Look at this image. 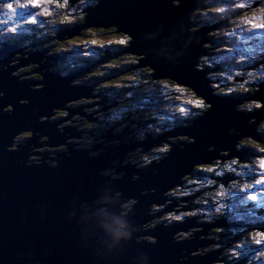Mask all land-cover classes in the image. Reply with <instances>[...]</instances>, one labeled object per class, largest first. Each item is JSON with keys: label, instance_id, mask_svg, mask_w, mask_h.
Returning a JSON list of instances; mask_svg holds the SVG:
<instances>
[{"label": "water", "instance_id": "water-1", "mask_svg": "<svg viewBox=\"0 0 264 264\" xmlns=\"http://www.w3.org/2000/svg\"><path fill=\"white\" fill-rule=\"evenodd\" d=\"M71 1L72 5L79 0ZM95 1L82 11L83 23L62 33L61 41L90 28L114 29V34L127 37L128 44L110 58L137 56V66L131 70L149 68L152 81H171L189 89L207 108L191 123L155 141L147 136L145 141L134 142L127 136L131 133L127 128L122 134L105 136L114 140L106 148L100 144L91 150L73 149L65 142L79 139L80 133L74 127L58 126L81 113L78 109L69 115L65 106L89 97L91 87L74 86L72 82L79 74L90 72L91 66L61 76L46 64V52L25 55L20 54L25 48L19 51V44H2L0 264L219 263L209 258L210 253L192 255L203 247L204 241L196 239L201 232L189 240H175L184 229L202 228L194 227L198 224L192 220L144 232L150 221L166 213L150 216L148 208L163 205L167 199L164 194L183 186L195 168L231 158L243 160L247 149L238 147L243 139L262 141L258 126L264 121V82H259L254 96L247 99L262 103L253 113L238 109L243 99L215 93L210 72L198 67L201 58L208 55L205 44L211 42L209 32L218 25L196 28L193 16L198 0ZM112 131L108 130L110 134ZM29 134L19 150L11 149L14 139ZM176 137L186 140L180 144L165 141ZM161 143L168 144L170 150L162 161L146 168L106 165L115 160L121 164L134 149L143 148L142 154ZM95 149L99 152L93 155ZM112 168L119 179L102 174ZM105 197L108 203H96ZM132 201L137 203L130 211L122 209ZM171 202L169 210L177 203ZM143 237L151 240L146 242Z\"/></svg>", "mask_w": 264, "mask_h": 264}, {"label": "rangeland", "instance_id": "rangeland-1", "mask_svg": "<svg viewBox=\"0 0 264 264\" xmlns=\"http://www.w3.org/2000/svg\"><path fill=\"white\" fill-rule=\"evenodd\" d=\"M7 1L14 3V5L18 9L21 3L27 2V0H7ZM198 1H199V4L201 5L200 12L195 13V15L193 16L194 18L193 20L196 24V28H202L205 25V23L206 24L209 23V26L218 25V27L212 29L209 32L208 37L211 39V42L209 44L208 43L205 44L208 55L203 56L201 58L198 68L201 70H204L205 68L208 69V71L210 72L208 73V77L213 81L211 86L215 89L216 94H224L229 97H236V94L230 91V90H234L236 92L241 91L243 93H247L244 95L253 97L254 91L257 90V87L253 86L254 83L257 82L258 80H261L260 79L261 77H264V29L253 30L249 22L251 21L252 23H256V24H264V0H198ZM71 2L72 1L70 0L69 6L67 9H62L60 7V4L63 3V0H53L52 4H45L44 7L49 8L50 14L46 17L44 16L40 17V20L43 21L42 23L38 22L37 24L32 25V24L27 23L28 21L26 19L27 17H25L23 20H21L18 15L14 17L13 14L4 7L5 3H3V0L0 1V41H2V39H5V38L8 39L12 36H14L15 38H13L14 40H11V41H15L17 36L18 37L21 36L20 38H23L22 36L24 37L27 36L31 38L33 37V40H26V45L24 46L18 45L19 51L25 48L24 50L20 52V54L31 55L32 52L33 53H36L38 51L42 53L47 52L49 48L48 44L51 40L50 38L55 36V33L58 30H61V34H62L72 28L80 26V24L83 23L82 20L84 16V14H82V11L86 9L87 7H91L94 4H96L95 0H79L73 3L72 5H71ZM240 3H244L245 8L240 9L237 7H230L231 5H238ZM202 6L205 7V9L203 10L204 13L207 12L209 13V15L206 16V15L201 14ZM220 7H224L226 11L224 13H219L218 8ZM249 7L251 9H247ZM40 11L42 12L43 9H41ZM63 11H66L67 17H69L70 20H66L65 17H63V14H64ZM210 17L214 18V20L211 21ZM218 19H223V20L217 21ZM238 25L240 26V28H243V31L239 30V28L237 27ZM13 27L16 28L15 32L12 31ZM90 30L91 28L88 29L87 31H82L79 35L74 36L70 39H67L65 41L62 40V45L59 48H54L53 51L49 50L47 54L45 53L46 55L44 57H49L50 53H52L54 56L64 53L65 60H69V61H66L67 63H71V64L75 63V65L77 66L79 64H84L85 61H89L91 63L96 64V69L100 70V67H101L103 72L110 73V71L112 70L111 60L108 58V59H105V61L99 62L96 60L98 59L97 53H99L100 51L103 52L105 50L110 51L111 55L118 53L119 50L124 47L123 45H121V41H123L124 38L127 39V37L123 35H117L114 33L112 35L108 34L106 35V37L104 36L101 37V36H97V33H90ZM228 33H235V35L229 36ZM93 41H95V45H93L92 43ZM220 41H224V42L220 43ZM13 44H19V43H13ZM125 45L127 46V43ZM0 46H2V43H0ZM117 58L121 59V63L119 66V69L121 70H117L115 72L117 76L114 77L115 81H113L114 82L113 89H119L120 83H126L127 85L132 83L129 78V76L131 75H128V74L129 72L133 71L131 70V68L135 66V65L132 66V59H134L133 63L136 62V66H137V60H138L137 56H134V55H124V56H120ZM59 62L63 67H65L64 62H61V61ZM46 64L49 65V61L46 62ZM220 64L222 65L221 68L219 66ZM58 69H59L58 67L55 68V71L58 72ZM143 69L150 70L149 68H140V69L137 68V70H134V71L140 72V70H143ZM215 69L217 70L213 71ZM50 70L54 71L53 68ZM42 71L44 72L46 71V69ZM87 74H90L89 77H87V80L89 78L93 80V77L97 76L96 74L88 73V72L87 73L85 72L82 75L85 76ZM151 75H152V72H151ZM151 75L142 74L143 79H148V78L152 79ZM61 76H64V75H61ZM211 77H213L214 79H212ZM110 78L106 80H102V78H98V79H101L99 80L101 82H97L94 85L93 84L88 85L87 83H84V80H81L82 83H76L75 82L76 79H75L72 82V84L74 86H79V87H91V93H92L96 89H99V88L101 90L107 89L109 87L108 83L110 81ZM116 79L117 80L119 79V80L117 81ZM246 79L248 80V82L244 81L245 84H243L242 80H246ZM153 82L155 83L154 85L142 84L144 86H142L141 87L142 89L139 91L135 88H132V91L138 92L137 95L134 98H131L130 102L128 98L122 99L121 104H115V106L110 107L109 109L104 111L108 115L102 116L103 110H98L95 113L91 114V116L95 119L99 118L100 121L107 116L110 117L111 119L115 121V123H118L117 125L119 128H123V130L128 128L127 132H131V133L127 134V136L130 138L133 137L134 140L132 138L131 139L132 141L140 142V141H145L146 139H143V140L136 139L132 133L133 130H131L130 126L128 125L129 122L126 121V122L121 123L117 121L118 118L122 120L124 117H126V115L129 114V113H121L120 112L121 108L132 107L133 105L138 104L139 101L141 100H147L149 101V103L153 101L154 103H157L159 106L155 104V106L153 107L154 110L151 109L150 105L147 104L146 106H144V108L139 109L137 111V119L139 118L141 123L145 124L140 129V132H145L150 128L151 131H153V133L155 131V126L162 125L163 121L167 120L168 118L167 116H170V114H172L175 110L179 111V117L182 118L183 122L185 119H190L196 115L200 116L203 113V111L206 110L207 108L205 106L206 104L202 103L200 99L198 100V98L191 92V90L189 89L185 90L184 87L179 86L176 83H173L171 81H163L162 85L159 84L162 81H153ZM239 85L240 87L244 86L245 88H241L239 90L240 87H237ZM98 92L102 93L103 91H98ZM250 93L252 94L250 95ZM71 103L72 102L68 103L66 106L71 107L70 105ZM247 104H248L246 106L247 110L249 109L260 110L262 108V103H260V101H248ZM249 104H259L261 105V107L253 108ZM80 105H82V103H80ZM119 105L121 106L120 108H119ZM145 108L147 110H145ZM78 109L79 108H77V110ZM181 109H183V111H181ZM238 109L241 111H244L243 110L244 108L243 109L238 108ZM244 112H247V111H244ZM143 114H145L146 118L147 116H151L150 118H153L154 121L149 122L150 120L145 119L143 117ZM162 116H163V119H161ZM41 121H44V120H41ZM67 121H65L66 123L63 122L62 125H59L58 128L62 129L64 125H67V126H70L71 128L74 127L76 133H80L78 134L79 139L66 140L65 143L73 145L72 148L77 149V150H81V149L91 150L92 147L102 144L101 140H103L104 138H101V137L105 136V133L102 134L101 131H97L95 133L88 134L87 136L84 134L85 127L83 128L82 125L79 123L77 125H74ZM189 121L190 120H187V122ZM263 122L264 121H261L260 124H262ZM149 123L151 124V127L147 126ZM85 126L87 128L88 123ZM118 127H116L115 129H118ZM107 129L112 130L109 127ZM162 129L158 131V133H156L157 135H153L154 138L153 139L151 138L152 141L157 140L164 134L171 133L176 128H171L170 130H166V129L162 130ZM122 131H119L116 134H120V133L122 134ZM144 135L145 134L137 133V136L139 137H142ZM260 135L263 139V136L261 133ZM29 138L30 136L26 135V136L17 138L15 140L18 141L19 144L21 143V145H24L25 144L24 140L29 139ZM96 138H99L100 140H97V141L94 140ZM86 139L92 142L90 147L84 146ZM184 140L186 139L184 138L182 139V137L165 139L166 142L172 141L175 144H180ZM246 140H249V139L245 138L241 142L246 141ZM165 144L166 143H161L159 144V147L150 148L148 152H145L147 154H144V156L143 154H140L143 148H136L139 154L134 155V157L137 158L140 161V163H138V161L132 157L131 154L134 151H131L130 153L125 155V157L122 159L123 162L121 164H119L118 160H115V161L107 162L106 165L111 164V167H115L116 165L118 167H123L126 165L134 166L133 167L134 170L146 168L150 164L157 163L159 161H162V159L165 158L168 151L170 150L169 148H171L168 144H166V147H164ZM145 157L151 160H153L154 158L156 159L152 163L150 161L144 163ZM234 160L236 159L234 158ZM215 162L220 163L222 161H215ZM259 163H260V160L255 161L250 165V167L248 168V171L250 174V178H249L250 181H246V180L242 181L240 185L238 186V188L236 189L237 192L239 191L245 194V200H252L250 197L252 194H255L257 196V199L255 201L259 202L262 197L261 195H264V184H257V180L264 178V170L260 169ZM219 166L220 165H216V167H219ZM208 169H214V171H207L206 169H204L205 174H207V177L206 178L202 177V179L198 181L191 180L190 183L198 182L197 185L200 186L202 181L205 183L210 178V176H213L216 173H218L217 168H215L214 166L208 167ZM102 174L105 175L106 177L111 176L112 180H117L120 177V175L115 173V168L105 170L102 172ZM218 176H221V175H217V178H220V179L222 178ZM226 179L227 177H224V180ZM221 185L224 188L226 187L227 190L229 191L231 190L232 192L236 193L234 186H231V183L229 181H223ZM253 185L255 187H253ZM181 187H176L175 190L173 189L172 191L170 190L167 191L163 197L166 198L168 194L171 195V194H178V193L179 194L193 193L191 189L192 184L190 188L188 187L187 190L185 189V192H182V190L180 189ZM194 192H197V191H194ZM209 196H212V195H207L205 196L204 199L201 196L198 201L201 203V205L199 206L202 208L201 211L203 212L207 211V213H205L204 215L205 217H209L207 220L211 224V223H215V220L212 218L214 213H212L209 210L206 200L209 202L217 203L216 207H221L223 209L225 208L226 204L223 202V199H217V198L215 199ZM193 201H195V198L193 199ZM108 202H109V198L105 197L96 203L100 205H104ZM136 203L137 201H132L130 203L123 204L121 207L123 210L128 212V210L130 211L131 207ZM161 208H162L161 205L151 204L148 208V213L150 215L156 209H161ZM104 209L105 208H101L100 210L103 211ZM162 211L163 210H160L157 212L160 213ZM201 211L200 210L199 212L195 211L199 215L198 221H202L200 220V216H203ZM155 214L157 213H154L152 216H155ZM187 215H188V212L186 213L183 212L182 214H175V213L173 214V213L166 212L162 214L159 218H156L150 221L147 224L148 226L145 228V230L147 229L151 230L159 226L158 224L159 221L167 220V222L169 223H167V225L163 224L161 226H168V227L175 226L179 223L182 224L186 221H189V219L193 217L192 215L190 216H187ZM195 216L197 215L195 214ZM176 217H180V219H177L176 221ZM212 230H215V229H212ZM197 231H202V228L188 230L190 234H193V232H197ZM177 235H175L176 241H182L183 238L189 239L186 233L185 234L181 233L180 237H177ZM208 238H211V236H205L202 239L206 241ZM143 240L148 242L151 240V238L143 237ZM211 240H213L212 245L200 247V250H198L199 249L198 248L197 249L198 251L195 250V252H193L192 255L204 257L213 251L220 250V248L218 247L222 246V244L215 243V240L213 238ZM255 254L257 257H264V251L256 252ZM217 258L218 257H216V259ZM213 264H224V263L219 262V263H213Z\"/></svg>", "mask_w": 264, "mask_h": 264}, {"label": "flooded vegetation", "instance_id": "flooded-vegetation-1", "mask_svg": "<svg viewBox=\"0 0 264 264\" xmlns=\"http://www.w3.org/2000/svg\"><path fill=\"white\" fill-rule=\"evenodd\" d=\"M4 2H7V0H4ZM247 9H251V8L249 7ZM218 20H220V19H218ZM48 51H49V49L47 50V52ZM47 52H46V54H47ZM54 59L55 58L52 56L48 57L49 65H52L51 69L52 68L55 69L56 67H58L59 68L58 73L61 75L69 74L70 72L74 71L77 66H78L77 68L82 67L81 64H79L80 66L79 65L76 66L75 63L74 64L68 63L67 66L70 70L62 69L61 68L62 66H59L58 64H56V61H55L56 59L55 60ZM92 66L94 67V65H92ZM63 68H65V67H63ZM91 71H93V68L91 69ZM79 75L80 76L75 81L76 83H80L82 80L83 75L82 74H79ZM30 77H32V76H30ZM211 78L214 79L213 77H211ZM260 79L261 80H258L257 82H255V84H258L259 82H264V77H261ZM244 81L248 82L247 79L242 80L243 84H245ZM237 87H240V85ZM241 88H245V87L241 86L239 88V90ZM95 91L90 93L88 98L84 97V98L78 99L77 101H73L70 104L71 107L65 106V108L69 110V112H68L69 115H70L71 111L77 110V108L81 109L80 114L75 113L74 116L72 118H70V120L67 122H70L74 125H77L78 123L81 124L83 128L85 127L84 134L87 136H88V134L95 133L97 131H101L102 134L105 133V136H107V135L115 136V134L117 132L123 130V128L118 127V125H117L118 123H115V121L108 116L103 118L100 121L99 118H97V119L93 118L91 116V114L95 113L98 110H103L102 116H106L108 114L104 111H106L110 107L115 106V104H121L122 100H117L115 102H111V98H108L107 95L105 96L104 94L98 93V92L96 93ZM230 91L232 93L236 94L237 97L243 99V103L238 108H242V109L244 108L243 110L247 111L248 113H253L255 111H258L255 109L247 110V107H246L248 105L247 99L249 97H247L248 95H244L247 93H243L241 91L236 92L234 90H230ZM80 103H82V105H80ZM249 105L253 108H256L257 104H249ZM120 107L121 106L119 105V108ZM245 107H246V109H245ZM59 115H62V113H60ZM126 117L131 118V122H129L128 125L130 126L131 130H133L132 133L135 136V138L139 139V140L147 139V136H150L153 139L154 138L153 135H157L156 133H158V131H160L162 128H163L162 130H164V129L170 130L171 128H179V127L186 126L188 124L187 119H185L184 122L180 121L179 123H177L175 125H170L169 119H167V123L163 121L162 125L155 126V131H154L155 134H154L150 128L145 132H140V129L145 124L141 123L139 118L136 119L135 114L133 115L132 113H129L128 115H126ZM89 120H91V121H89ZM117 121H119L121 123L126 122L124 119L120 120L119 118ZM149 122H152V121H149ZM87 123H88V126L86 128L85 125ZM62 124L63 123H61L59 125H62ZM97 125H99V126H97ZM65 127L70 128V126H67V125L63 126V128H65ZM108 127L113 130L112 134H110L108 132V129H107ZM116 127H118V129H115ZM258 131L263 136V139L261 142H258L255 140L252 141L249 139V140L240 142L238 144L239 148H246L247 149V155L245 156V158L243 160H239L237 158H235L236 160H234V158H231V159H227L228 161L225 160V161L220 162V163L214 162L212 165H209V166H200V167L195 168L192 172V175L184 181L183 186L180 188L182 190V192H185V189L187 190L188 187L190 188V186L192 184L191 189H192L193 193H184V194L178 193V194H171V195L168 194L165 203L163 205H161L162 208L156 209L152 214H150V216H152L154 213L158 214L157 211H160V210H163L164 212L169 211L170 213H173V214L174 213L175 214H182L183 212L184 213L188 212L187 216H190V215L193 216L189 220H192V223H194V224H198V226H194V227H202L204 229L202 231H197V232H201V235H200L201 237L196 238L198 242L202 241L203 240L202 238L205 236H211V238H208L206 241L203 240L204 241L203 246H206V245L212 243V241H213V240H211L212 238L215 240V243L222 244V246L218 247V248H220V250L213 251L208 255L209 258L211 257V260L214 262L221 261L220 263H224V264H243L241 262V260L246 259L248 262H250V260H248V259L251 256L252 257L251 259L254 262H256V264H258V262H259V264H264L263 263L264 260H261L262 262L260 261V258H263V257H257L255 254L256 252L264 251V242H262L261 244H257L255 247V251L252 254L250 251L252 245L256 244L255 241L257 239H260L261 235L264 234V195L260 194L262 197H261L259 202L255 201V200H244L243 201V199H241V198L245 197V194L241 193L239 191L238 192L236 191V189L238 188V186L240 185V183L242 181H244V180L250 181V179H249L250 174L248 171V168L250 167V165L253 162L259 161V160L264 158V153L259 152V149L256 147V145L264 146V122L258 126ZM137 133L145 134V135L142 137H139V136H137ZM30 135L31 134H29V136ZM26 140H24V143ZM94 140L97 141L100 139L96 138ZM101 141H102L101 148L104 147V144H105V148H106L111 143L114 142V140H109V138H106V137ZM14 144H15V147H13L12 150L18 149L21 145V143L19 144V142L16 140H15ZM91 144H92V142H90L88 139H86L84 146L90 147ZM164 147H166V144L164 145ZM95 148L97 149V147H95ZM96 149L94 152H92L93 155H95L99 152V151H96ZM167 150H168V148H167ZM137 154H139L138 151L134 150V152L131 155L133 158H135L134 155H137ZM142 154L144 156V154H147V153H142ZM135 159L138 161V163H140V161L137 158H135ZM144 159H145L144 163L149 162V161L152 163L153 161H155L156 158L151 160V159L145 157ZM237 161L239 163H236ZM216 165H220V166L216 167ZM230 165H231V168L233 170L229 169ZM212 166L217 168L218 173H222V175L218 176V177H222V178L227 177V181H229L231 183V186H234L236 193L240 194L238 199H241L238 201V199H234V196L231 194L232 196H231V199H229L227 206H225L224 209L220 207L219 213H217L215 211V209L217 208L216 207L217 203L211 202L213 204V206H215L214 208L208 206L209 210L212 213H214L212 218L215 220V224L213 223V226H211L207 220L209 217H205V215H204L205 213H207V211L203 212V211H201L202 208L199 207L201 205V203L198 201L200 199V197L202 196L204 199L205 196H207L204 193V189L202 188V184L200 186H198L197 185L198 182L190 183L191 180H195L196 174L199 171L204 170V169H208V167H212ZM210 179L217 181L218 185L222 186L221 183H223V182L220 181V178H217L216 174L213 176H210ZM210 179H208V180H210ZM221 189H223L225 191H229L226 189V187L225 188L223 187ZM194 191H197V192H194ZM229 192H231V190ZM203 193H204V195H203ZM191 197L195 198V201H193V199ZM183 199H187V201L182 202L181 200H183ZM171 200H175V201H177V203L172 210H169L168 206L170 204H173L171 202ZM245 201H247V202H245ZM206 202H207V200H206ZM207 205H208V203H207ZM199 210L202 212V214L204 216V218H203V216H200V220H202V221H198L199 215L197 212H195V211L199 212ZM180 211H183V212H180ZM195 214L197 216H195ZM163 220H165V219H163ZM176 221H177V219H176ZM167 223H169V222H167V220L158 222L159 225H163V224L167 225ZM147 226L148 225H146L145 228ZM189 228H191V227H189ZM212 228H214L215 230H212ZM148 231H150V229L145 230V232H148ZM197 232H193V234H190L188 232V229H184V231L180 232V234L186 233V235L188 237H191V236L196 237ZM180 234H178L177 237H180ZM183 240H189V239L183 238ZM241 242H242V244H240V245H242L241 249H244L243 253H245V254H244L243 258L240 257L238 259L239 261L233 262L230 259L231 258L230 255H232L235 250L239 249L237 247V245H239V243H241ZM231 249H232V251H231ZM198 250H200V248ZM213 255H219L220 257L217 256L218 258L215 260V259H213Z\"/></svg>", "mask_w": 264, "mask_h": 264}, {"label": "trees", "instance_id": "trees-1", "mask_svg": "<svg viewBox=\"0 0 264 264\" xmlns=\"http://www.w3.org/2000/svg\"><path fill=\"white\" fill-rule=\"evenodd\" d=\"M0 1H2V0H0ZM7 2H9V1H7ZM3 3H6V2H4V0H3ZM69 6V5H68ZM68 6L67 7H65V6H63V3L62 4H60V7L62 8V9H67L68 8ZM200 8V7H199ZM205 9V7L204 6H202V8H201V14L202 15H204V10ZM200 12V9H198V13ZM63 17H67V14H66V11H63ZM27 19V18H26ZM210 20L211 21H213L214 20V18H211L210 17ZM217 21H220V20H217ZM27 23H28V21H27ZM202 25H204V24H202ZM205 25H207V26H209V23L208 24H206L205 23ZM201 27V26H200ZM90 33H97V36H104V37H106V35H108V34H110V35H112L113 33H114V30H112V29H110V30H103V29H92V30H90ZM60 34H61V30H58L56 33H55V36H53L52 38H51V40H50V42H49V50L50 51H53V49L54 48H59L61 45H62V41L60 40ZM21 37V36H20ZM16 38V40L15 41H8V42H10V43H19V44H21L22 46H24V45H26V40H31V38L30 37H27V36H22L23 38ZM124 43H121V45H123L124 47L123 48H121L119 51H122L123 49H126V43L128 44V40L127 39H125L124 38ZM8 42H2V41H0V43H2V44H5V43H8ZM34 45V44H33ZM35 50V49H34ZM52 55V57H54L55 59V61H56V64H58L59 66H62L61 64H60V62L59 61H61V62H64V64L66 65L65 66V68H63V66L61 67L62 69H67V70H70L69 68H68V63L66 62V61H68V60H65V54L63 53V54H59V55H57V56H54L52 53H50V55L49 56H51ZM110 56H111V52L110 51H103V52H99V53H97V57H98V59H96L97 61H99V62H101V61H105V59H110L111 60V63H112V70L110 71V73H106V72H103V70L101 69V67H100V70H98V69H96V64L95 63H91V62H89V61H85V63L84 64H94L95 66L93 67V71H91V72H88V73H93V74H96L97 76L96 77H93V80H91V78H89L88 80H87V77H89V75L90 74H87V75H85V76H83L82 77V80H84V83H87L88 85H91V84H96L97 82H101V81H99V80H101V79H98V78H102V80H106V79H108V78H110V81H109V83H108V85H109V87L107 88V89H103V90H101L100 88L99 89H96V93L98 92V91H103L102 92V94H104L105 96L107 95L108 96V98H111V102H115V101H117V100H122V99H126L127 97H126V93L127 92H129V91H132V88H135V89H137L138 91L139 90H141L142 88V86H144L145 84H148V85H154L155 83L153 82V81H151V79H143V76H142V74H149V75H151V72H150V70H148V69H143V70H140V72L139 71H131V72H129V74L128 75H131V76H129V78H130V81L132 82L131 84H129V85H127L126 83H120L119 84V89H113V81H115V78H113V77H115V76H117L116 75V71L117 70H121V69H119V66H120V63H121V59H119V58H114V59H112V58H110ZM133 61H134V59H132V66L133 65H136V62L135 63H133ZM136 61V60H135ZM220 66V68H221V64L219 65ZM57 68V67H56ZM55 70V69H54ZM59 71V70H58ZM112 72V73H111ZM38 78V80H40V76H38L37 77ZM117 80V79H116ZM119 80V79H118ZM117 80V81H118ZM104 82V81H103ZM80 83H82V81L80 82ZM254 83V82H253ZM142 84H144V85H142ZM159 84H163V81L161 82V83H159ZM256 85L257 84H255L254 83V85L253 86H255L256 87ZM147 86V85H146ZM254 91V90H253ZM133 92V96L131 97V98H134L136 95H137V93L138 92H134V91H132ZM99 93V92H98ZM252 93H250V95H251ZM247 97H250V96H247ZM136 99V98H135ZM151 101H152V99H151ZM153 103V104H152ZM155 104H157V103H154V101L153 102H150V103H148V105H150V107H151V109H153L154 110V106H155ZM158 105V104H157ZM146 106V105H145ZM159 106V105H158ZM145 110H147L146 108H145ZM145 114H143V117H145L144 116ZM135 117H136V119H137V112L135 113ZM151 116H147V118L146 119H148V120H150V121H154V119L153 118H150ZM168 118L167 119H169V124L170 125H175V124H177V123H179L180 121H182V118L181 117H179V111L178 110H175L172 114H170V116H167ZM197 117V115L196 116H194V117H192V118H190V119H187V120H190L189 122H188V124L189 123H191L195 118ZM135 119V118H134ZM164 122H166L167 123V120H164ZM182 123V122H181ZM183 124V123H182ZM31 136V135H30ZM204 170H201V171H199L197 174H196V177H195V180L196 181H198V180H201L202 179V177L203 178H206L207 177V175L205 174V171L203 172ZM211 175V174H210ZM215 178V177H214ZM210 179V178H209ZM213 179V178H212ZM207 180V182H201V184H202V188L204 189V193L206 194V195H212V196H209V197H213V198H217V199H223V202L226 204V206H227V204H228V201H229V199H231V196L233 195L234 196V199H238L239 198V196H240V194L239 193H234V192H229V191H225V190H223V189H221V188H223L222 186H220V185H218V183H217V181H215V180ZM210 181V182H209ZM200 184V185H201ZM220 193H223V195H220ZM232 194V195H231ZM239 200H241V199H238V201ZM245 202H247V201H245ZM206 203H208V206H210V207H215V206H213V204L211 203V202H209V201H207ZM210 203V204H209ZM238 244V243H237ZM240 244H242V242L241 243H239V245H237V247L239 248V249H237V250H235L234 252H233V254L232 255H230V259L233 261V262H237V261H239L238 259L241 257V258H243V256H244V254L245 253H243L244 252V249H241V246L242 245H240ZM236 245V244H235ZM256 245L257 244H253L252 245V247H251V249H250V251H251V254L255 251V247H256ZM252 257L250 256V258L248 259V260H250V262H248L246 259H242L241 260V262L243 263V264H256V262H254L252 259H251ZM261 260H264V257L263 258H260V261ZM262 262V261H261ZM232 263V262H231ZM264 263V262H263ZM258 264H259V262H258Z\"/></svg>", "mask_w": 264, "mask_h": 264}, {"label": "snow or ice", "instance_id": "snow-or-ice-1", "mask_svg": "<svg viewBox=\"0 0 264 264\" xmlns=\"http://www.w3.org/2000/svg\"><path fill=\"white\" fill-rule=\"evenodd\" d=\"M53 0H27L26 3H21L19 5V9L14 5V3L12 2H6L4 4V7L13 14V16L15 17L16 15H18L20 17L21 20H23L25 17H27L28 23L35 25L38 22H43L42 20H40L41 16H48L50 14L49 12V8L44 7L45 4H52ZM70 3V0H63V6L67 7ZM230 7H237L240 9L245 8V4L244 3H240L238 5H231ZM43 9V11L41 12L40 10ZM226 11V9L224 7H220L218 8V12L219 13H224ZM204 15H209V13L205 12ZM66 20H70L69 17H65ZM251 24V27L253 30H262L264 29V24H256V23H252L251 21L249 22ZM193 25H190V27H192ZM239 28L240 31H243V28H240V26H237ZM12 31L15 32L16 28L13 27ZM229 36L235 35V33H228ZM224 41H220V43H223ZM93 45H95V41L92 42ZM121 43H124V41H121ZM133 96V92L129 91L126 93V97L128 98L129 102L131 97ZM149 103V101L147 100H141L139 101L138 104L133 105L132 107L129 108H121L120 112L121 113H132L133 115L139 110L144 108L145 105H147ZM256 107H261V105L257 104ZM181 111H183V109H181ZM166 115V114H165ZM125 121L127 122H131V118L130 117H124L123 118ZM161 119H163V116L161 117ZM148 127H151V124L149 123L147 125ZM256 147L259 149V152L264 153V146H260V145H256ZM163 150V149H162ZM236 163H239L238 161ZM259 167L260 169L264 170V159L260 160L259 163ZM230 170H233L231 168V165L229 166ZM207 171H214V169H206ZM217 175H222V173H216ZM257 184H264V178L257 180ZM253 187H255L253 185ZM220 195H223V193H220ZM252 200H256L257 196L255 194H252L250 197ZM215 211L217 213L220 212V207H217L215 209ZM176 219H180V217H176ZM256 244H261L262 242H264V234L261 235L260 239H257Z\"/></svg>", "mask_w": 264, "mask_h": 264}, {"label": "bare ground", "instance_id": "bare-ground-1", "mask_svg": "<svg viewBox=\"0 0 264 264\" xmlns=\"http://www.w3.org/2000/svg\"><path fill=\"white\" fill-rule=\"evenodd\" d=\"M174 4H175V2H174ZM176 4H178L177 2H176ZM201 5L199 4V6H198V9H200L199 7H200ZM196 13H198V10L196 11ZM8 44H10V45H14L13 43H10V42H8ZM45 69H47L46 68V66H45ZM44 70V69H43ZM43 72V71H42ZM46 71H44V73H45ZM65 106V105H64ZM15 140V139H14ZM15 142V141H14ZM20 149V147L18 148V150ZM145 232V231H144ZM198 249V248H197ZM196 249V250H197Z\"/></svg>", "mask_w": 264, "mask_h": 264}, {"label": "clouds", "instance_id": "clouds-1", "mask_svg": "<svg viewBox=\"0 0 264 264\" xmlns=\"http://www.w3.org/2000/svg\"><path fill=\"white\" fill-rule=\"evenodd\" d=\"M61 35V34H60ZM121 227H123V225H121Z\"/></svg>", "mask_w": 264, "mask_h": 264}]
</instances>
